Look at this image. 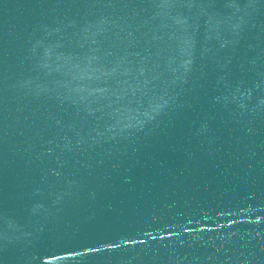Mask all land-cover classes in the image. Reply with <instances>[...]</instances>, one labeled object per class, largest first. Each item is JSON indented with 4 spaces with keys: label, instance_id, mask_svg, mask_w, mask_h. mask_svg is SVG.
Here are the masks:
<instances>
[{
    "label": "water",
    "instance_id": "1",
    "mask_svg": "<svg viewBox=\"0 0 264 264\" xmlns=\"http://www.w3.org/2000/svg\"><path fill=\"white\" fill-rule=\"evenodd\" d=\"M0 264H264V0H0Z\"/></svg>",
    "mask_w": 264,
    "mask_h": 264
}]
</instances>
